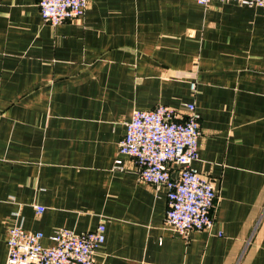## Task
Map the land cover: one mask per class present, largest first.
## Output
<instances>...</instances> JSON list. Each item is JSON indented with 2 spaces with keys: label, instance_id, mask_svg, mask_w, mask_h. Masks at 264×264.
<instances>
[{
  "label": "crops",
  "instance_id": "crops-1",
  "mask_svg": "<svg viewBox=\"0 0 264 264\" xmlns=\"http://www.w3.org/2000/svg\"><path fill=\"white\" fill-rule=\"evenodd\" d=\"M187 103L218 197L213 228L185 237L118 144L134 110ZM100 223L95 264H264V7L89 0L52 26L38 0H0V264L12 225L51 245Z\"/></svg>",
  "mask_w": 264,
  "mask_h": 264
},
{
  "label": "built area",
  "instance_id": "built-area-1",
  "mask_svg": "<svg viewBox=\"0 0 264 264\" xmlns=\"http://www.w3.org/2000/svg\"><path fill=\"white\" fill-rule=\"evenodd\" d=\"M208 6L212 0H195ZM236 1L264 7V0ZM89 0H38L48 24L56 26L84 15ZM195 89V83H192ZM202 135L200 115L194 103L182 108L159 104L152 109H136L127 123L118 150L134 159L140 182L165 187L167 212L165 225L187 236L193 230H211L215 225L218 190L216 183L192 167L199 157ZM121 164L120 160L117 161ZM38 212L44 210L36 206ZM44 233L31 232L22 225L7 231L6 264H95L97 250L106 240V226L76 232L62 227L43 243Z\"/></svg>",
  "mask_w": 264,
  "mask_h": 264
}]
</instances>
